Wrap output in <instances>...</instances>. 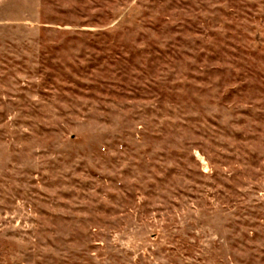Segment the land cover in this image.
<instances>
[{
	"label": "rangeland",
	"instance_id": "rangeland-1",
	"mask_svg": "<svg viewBox=\"0 0 264 264\" xmlns=\"http://www.w3.org/2000/svg\"><path fill=\"white\" fill-rule=\"evenodd\" d=\"M0 264H264V0H0Z\"/></svg>",
	"mask_w": 264,
	"mask_h": 264
}]
</instances>
